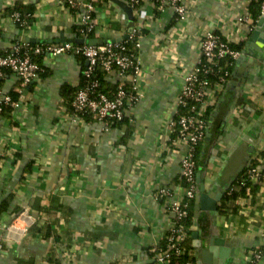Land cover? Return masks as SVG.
I'll return each instance as SVG.
<instances>
[{"label": "crops", "instance_id": "1", "mask_svg": "<svg viewBox=\"0 0 264 264\" xmlns=\"http://www.w3.org/2000/svg\"><path fill=\"white\" fill-rule=\"evenodd\" d=\"M16 1L34 6L27 30L5 12ZM250 2L187 0L186 15L173 23L170 6L159 15L151 0H140L132 8L140 31V98L116 126L75 121L60 107L61 87L80 84V58L40 57L46 77L25 88L7 117L0 115V264L152 263L151 249L171 226L168 206L183 196L184 148L174 149L170 128L183 77L196 66L208 33L244 42L246 49L261 18L254 22ZM80 13L65 0H0V49L26 37L46 43L60 32L77 38L71 29ZM247 15L250 21L238 20ZM93 16L97 25L90 39L116 41L128 32L126 15L109 0H100ZM234 62L198 147L197 191L200 182L206 193L215 190L228 156L244 137L254 140L255 150L264 148V46L248 53L242 67ZM3 77V93L17 87L15 75ZM105 80L118 83L112 74ZM161 188L170 196L156 199ZM221 192L227 194V187ZM223 196L215 212L199 211L192 234L201 241L222 239L224 264H251L253 252L264 245V188L250 199H237L234 212H218ZM191 247L194 254L192 237ZM259 263L264 264V253Z\"/></svg>", "mask_w": 264, "mask_h": 264}, {"label": "built area", "instance_id": "2", "mask_svg": "<svg viewBox=\"0 0 264 264\" xmlns=\"http://www.w3.org/2000/svg\"><path fill=\"white\" fill-rule=\"evenodd\" d=\"M96 0H65L66 6L75 11L81 12L78 15L76 32L78 38L87 40L94 34L97 21L93 14ZM187 0H162L170 6L178 16L177 22L184 18L187 12ZM259 3L260 16L264 15V0H249ZM131 8L137 0L126 1ZM248 13V10H247ZM144 16V15H143ZM142 16V17H143ZM249 15L239 18L240 22L250 21ZM10 19L19 29L27 30L32 23L31 14L12 13ZM176 22V23H177ZM139 29L133 27L128 37L119 43H107L101 46H89L87 44L77 45L73 43H13L4 54H0V79L3 78V70H8L15 75L18 85L14 89L18 94V100L13 101L9 95L0 92V111L2 106H9L12 109L19 106L25 88L30 84L39 81L40 66L36 62L37 57H57L61 55L80 56L85 60V68L82 75L85 78V85L81 87L71 104L73 112L71 117L75 120H84L83 116H91L95 120L110 124L121 121L126 115V110L137 103L140 92L137 89L136 81L139 74L140 63L135 51L139 50ZM127 43L130 49L123 45ZM229 41L223 42L219 35L208 33L201 41L200 56L196 66L191 72L183 77V84L177 103L173 111V118L170 121L171 142L174 149L183 147L184 154L180 163V177L185 182L183 196L180 200L173 201L168 206L172 214L171 226L166 235V242L163 248L158 246L151 249V264H193L192 262H181L178 257L183 253L182 242L185 238L183 220L187 215V202L195 198L197 192L196 182V147L203 141L208 124L203 118L204 112L209 107H214L219 95L228 83V74L214 71L212 64L225 57L236 61L240 52L229 48ZM204 59V62L202 61ZM100 70L105 76L116 75L117 82H120L112 98L98 92L99 86L95 77L96 70ZM214 75L216 80L209 83L202 77ZM127 83L129 88L122 84ZM257 185L264 188V148L254 149L251 154L245 172L237 186L245 188V197H252L251 186ZM170 196L167 189L161 188L156 193V199ZM262 253L253 252L250 263L259 261Z\"/></svg>", "mask_w": 264, "mask_h": 264}, {"label": "trees", "instance_id": "3", "mask_svg": "<svg viewBox=\"0 0 264 264\" xmlns=\"http://www.w3.org/2000/svg\"><path fill=\"white\" fill-rule=\"evenodd\" d=\"M105 1V0H104ZM129 1V0H127ZM154 3L155 6V11L157 14L160 15V11L161 9L165 8L166 6H168L167 4H165L164 2H162V0H151ZM100 2V0H96L94 5H98ZM140 0H137V3L134 5V9L137 8V6L139 5ZM249 11L252 15V18L254 19V22L258 20V18L260 17V12H259V3L251 1L250 5H249ZM5 12L8 15H12V13L14 12H18L20 14H33L34 13V6L33 5H23L21 3H19L18 1H16L11 7L5 9ZM178 19V16L175 14L173 23H176ZM72 32L74 33L75 37H79L80 34H78L76 31V27H73ZM92 36H90L91 38ZM89 38V39H90ZM221 40L223 42H225V39L220 37ZM16 43V42H14ZM33 45V44H31ZM123 45H126L129 49L130 47L132 48V46H129L127 43H123ZM228 46L231 50L233 51H237V52H241L243 50L244 47V42H240L237 44L234 43H228ZM6 52L5 49H0V54H4ZM138 52L135 51V54H137ZM78 58H80L82 60L81 65H82V71L85 68V60L80 57V56H76ZM37 64L40 66L41 70L39 73V81L43 80V78L46 77V75L48 74V72L46 71V69L42 66L41 62H40V57H37L36 59ZM202 61L204 62V59H202ZM234 61L230 60V58H223V59H218L216 60L213 64L212 67L214 69V71L220 72V73H227L228 74V79H230L232 72L234 70ZM82 71L80 72V84L76 87V88H72L70 85H66L64 84L61 87V101H60V107L65 108V110L69 113L73 112V109L71 107L72 101L77 93V91L83 87L85 85V78L82 75ZM3 74L4 75H8L10 74V72L8 70H3ZM204 80H207L209 83H212L216 80V77L214 75H205L204 77H202ZM94 79L97 80L99 86L97 88L98 92H101L103 94H105L107 97L112 98L118 88V85L120 84V82L115 83V84H111L108 83L105 80V75L102 71L100 70H96L95 72V77ZM3 82H4V77L0 79V92L3 93ZM125 88H129L127 83H123L122 84ZM5 95H9L10 98L13 101H17L18 100V94L15 92V90H10L7 93H3ZM12 108L9 106H2L1 107V111H0V115L3 117H7L8 114H10L12 112ZM212 109L209 107L205 110L203 118L205 119L206 123L208 124V116L211 113ZM83 119L86 121H92L94 120V118H92L91 116H83ZM121 122H123V120L121 121H115V122H111L110 124H108L109 126H116L117 124H120ZM205 139V138H204ZM203 139V140H204ZM202 142V141H201ZM201 142H199V144L196 147V156H197V152H198V147L201 144ZM246 169V167H245ZM245 169L243 170V172L234 180L235 182L233 183V186H237L239 181L241 180ZM181 185L182 188H185V182L184 180L181 178ZM231 187L229 189H227V194H225L223 196V199L221 201L220 206L218 207V212L219 213H225L226 209H229L231 212H234L236 210V206L235 201L239 198H243L245 197V188L244 187H240V188H235L233 190H231ZM258 186L257 185H252L251 186V193H255L257 190ZM193 213H194V199L187 202V215L183 220V225L185 228V238L182 242V247H183V253L178 257V260H180L181 262H192L193 264H195V258L193 256V249L191 247V235H192V231L190 229V227L192 226L193 222H194V217H193ZM166 242V237L158 244V247L163 248ZM255 251H259L262 254L264 253V245L261 248H258ZM150 254L152 255V253L150 252ZM259 261H256L252 264H259Z\"/></svg>", "mask_w": 264, "mask_h": 264}, {"label": "water", "instance_id": "4", "mask_svg": "<svg viewBox=\"0 0 264 264\" xmlns=\"http://www.w3.org/2000/svg\"><path fill=\"white\" fill-rule=\"evenodd\" d=\"M115 5H117L122 12L126 15L129 22L128 32L125 36L118 40H99V39H81V38H66L62 32L59 33L57 39L48 40L49 43H73L77 45L87 44L89 46H101L107 43H119L128 37L134 27V17L133 10L131 6L119 0H109ZM21 43L38 44L40 41L38 39L32 38H21ZM246 49L240 53L239 58L236 60V65L243 66V61L246 59L248 53H252L259 50L264 46V15L257 22L255 29L253 30L251 36L247 40L245 45ZM250 58L248 62H252ZM240 73L243 77L246 74L240 68ZM254 140L249 137H244L242 143L236 147L233 152L228 156L220 177L215 183V190L210 193H206L204 190L203 183H199L198 191L194 198V213L193 216L196 219L198 217L199 211L204 212H215L217 210V204L221 200L223 191L226 187L227 189L231 186L232 182L243 172L247 162L254 151ZM220 189V190H217ZM195 264H224L227 254L223 251L224 241L219 238H210L201 241L198 238V234H192ZM230 257V256H229ZM263 264V263H259Z\"/></svg>", "mask_w": 264, "mask_h": 264}, {"label": "rangeland", "instance_id": "5", "mask_svg": "<svg viewBox=\"0 0 264 264\" xmlns=\"http://www.w3.org/2000/svg\"><path fill=\"white\" fill-rule=\"evenodd\" d=\"M223 104H225V102Z\"/></svg>", "mask_w": 264, "mask_h": 264}]
</instances>
